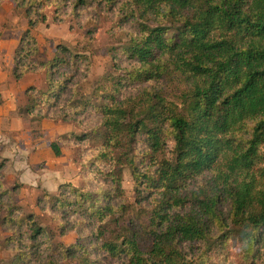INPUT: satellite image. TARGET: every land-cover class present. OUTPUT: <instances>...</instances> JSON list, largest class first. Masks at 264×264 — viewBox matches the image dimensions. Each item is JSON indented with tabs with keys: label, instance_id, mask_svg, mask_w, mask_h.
Wrapping results in <instances>:
<instances>
[{
	"label": "trees",
	"instance_id": "1",
	"mask_svg": "<svg viewBox=\"0 0 264 264\" xmlns=\"http://www.w3.org/2000/svg\"><path fill=\"white\" fill-rule=\"evenodd\" d=\"M26 20L12 78L43 73L28 87L25 115L69 123L51 142L72 152L79 186L59 185L37 205L54 215L57 234L34 214L22 216L4 187L0 164V264H224L231 247L242 264L264 254V0H0ZM92 4L117 7L127 42L108 51L111 72L90 96L76 81L89 61L57 46L40 59L35 28ZM178 83L177 102L167 90ZM129 173L134 204L147 226H125L133 208L123 189ZM43 204V206L41 205ZM40 205L42 207H40ZM226 208V209H225ZM225 211V212H224ZM88 230L87 235H83ZM69 231L82 242H55ZM149 236V240L147 238ZM142 238L150 245L142 246ZM144 243V242H143ZM236 248V249H237ZM217 259V260H215Z\"/></svg>",
	"mask_w": 264,
	"mask_h": 264
},
{
	"label": "rangeland",
	"instance_id": "2",
	"mask_svg": "<svg viewBox=\"0 0 264 264\" xmlns=\"http://www.w3.org/2000/svg\"><path fill=\"white\" fill-rule=\"evenodd\" d=\"M48 21L46 24L38 25L34 30V35L40 45L41 56L40 59L45 60L51 58L55 53L57 46L68 48L74 54L85 56L89 61V68L87 71L78 73L76 81L80 83L82 94L90 96L95 90L99 79L111 72L110 56L108 51L111 48L121 46L128 40L124 36L126 31L134 30V25L126 23L117 27L118 14L117 7L110 10L103 5L98 7L92 4L85 10L73 11L69 7L63 15L60 23H54V9L49 8L46 11ZM27 28L26 20L19 13L13 11V4L6 1L0 5V48H4L9 53L15 49L22 32ZM2 48V49H3ZM6 57V56H5ZM30 82L36 84L39 88L45 87V78L43 73L31 74ZM178 83L172 82L167 90L168 100L177 102V95H179ZM24 102L17 103V111L14 116L22 120L23 129L15 136L18 140V149L9 141V146L14 149V154L21 157V165L14 166L12 163L8 166V161L0 159L2 163L1 177L5 181V188L11 190L16 186V191L13 193V204L22 209V216L27 214H34L37 217L40 225L57 234V223L54 220L53 213L44 205V209H40L37 205V197L48 193L42 190L41 187H34L37 178L34 175L40 170L41 174L37 175L39 181L45 182L48 180V190L51 189V183L60 182H76L78 180V169L72 162V152L64 145L62 148V156L56 158L54 154L49 152V145L54 142L58 136L67 132H76L78 130L69 123L51 122L47 120H32L31 117L24 113ZM23 106V107H22ZM7 147V146H6ZM23 148V150L19 149ZM37 152L33 153V148ZM51 152V151H50ZM33 153V154H31ZM37 154V155H36ZM39 158H35V156ZM16 156H13L15 158ZM16 159L15 162H18ZM8 163V164H7ZM39 163V164H38ZM35 172V174H33ZM47 173V175H46ZM48 176V177H47ZM16 178V181H14ZM21 181L24 183H21ZM79 184V183H78ZM36 186V185H35ZM79 186V185H78ZM77 186V187H78ZM123 189L125 190L127 201L130 205L134 204V186L127 172L123 178ZM53 193V192H52ZM49 194V193H48ZM57 195V191L53 194ZM43 206V204H41ZM40 205V207H42ZM129 209L125 214V226H130L143 231L147 226V208H138L136 205ZM226 209V208H225ZM225 212V211H224ZM89 231L85 230L83 235H87ZM10 234H2L0 232V244L3 239ZM81 236L75 231H69L64 237L55 236V242H61L65 246L78 244L82 242ZM149 240V236H147ZM144 242V243H143ZM149 243L142 238V246ZM150 243L148 244V246ZM231 247L229 256L225 260H221L224 264H242L239 256L240 248ZM10 252L3 249L0 252L1 259L8 261L10 259ZM259 259L252 264H264V254L259 255ZM217 260V259H215ZM60 264H77L71 259L61 260ZM104 264H120L118 262H107Z\"/></svg>",
	"mask_w": 264,
	"mask_h": 264
},
{
	"label": "crops",
	"instance_id": "3",
	"mask_svg": "<svg viewBox=\"0 0 264 264\" xmlns=\"http://www.w3.org/2000/svg\"><path fill=\"white\" fill-rule=\"evenodd\" d=\"M2 48H0V159L7 160L9 163V164L7 163L8 166H10L12 163L16 167L21 165L20 161L22 156L20 157L19 155L16 156L14 154L13 147L15 146L18 149L17 146L18 140L15 138V136H17V134L21 132V130L23 129L22 126L23 124H22V120L18 117H15L14 114L17 111L18 102H24L26 104V96L24 95L25 90L30 86H36V87L38 86L33 82H30V80H32L31 74L25 76L19 82L14 81V79L12 78V68H13V55L15 49L13 50V52L11 51L9 53V51ZM9 141L12 144L13 142L16 143V145L13 144L14 146L12 147L11 144V146H9ZM19 149L23 150V148L21 147H19ZM32 149H33V153L37 152V150L36 151L34 150V147ZM49 149H50V145H49ZM50 151L51 149L49 150L48 153H52V151L51 152ZM36 155H34L35 158H39ZM13 156L16 157L13 158ZM16 159H19L18 162H15ZM41 171L42 170L38 171L36 174L37 175L41 174ZM33 174H35V172ZM37 175H34V177L37 178L36 183L35 180H33L34 184H30V185H34V187H41L42 190H45L49 194H53L55 191H58L59 185L64 183H70L67 181L60 183H53V184L51 183L52 190H48L47 185L49 184V181L47 180L45 182V179H42L43 181H39ZM14 181H16V178ZM3 183L5 185L4 179H3ZM21 183H24V181L23 182L21 181ZM78 183H79V178L78 180H76V182L70 184H72V186L74 187H77L79 185Z\"/></svg>",
	"mask_w": 264,
	"mask_h": 264
}]
</instances>
